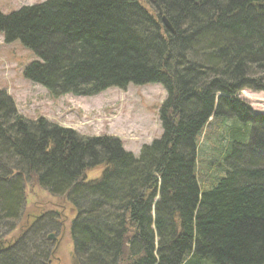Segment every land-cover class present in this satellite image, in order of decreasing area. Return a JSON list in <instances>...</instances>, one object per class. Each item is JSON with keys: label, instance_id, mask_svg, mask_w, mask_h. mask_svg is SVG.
I'll list each match as a JSON object with an SVG mask.
<instances>
[{"label": "trees", "instance_id": "16d2710c", "mask_svg": "<svg viewBox=\"0 0 264 264\" xmlns=\"http://www.w3.org/2000/svg\"><path fill=\"white\" fill-rule=\"evenodd\" d=\"M148 3L0 11L4 43L38 59L24 78L53 97L152 84L167 94L162 136L136 158L114 137L27 118L0 91V264L53 256L49 235L63 222L47 213L9 240L34 183L76 211V264H264V115L239 98L264 92V0ZM95 167L102 176L90 181Z\"/></svg>", "mask_w": 264, "mask_h": 264}, {"label": "rangeland", "instance_id": "374dc122", "mask_svg": "<svg viewBox=\"0 0 264 264\" xmlns=\"http://www.w3.org/2000/svg\"><path fill=\"white\" fill-rule=\"evenodd\" d=\"M46 1L48 0H0V11L10 15L22 7ZM139 2L153 10L148 0ZM37 60L20 42L7 45L0 35V91L13 99L17 110L25 117L44 118L72 129L81 136L114 137L136 158L144 145H150L161 138L163 129L159 112L167 97L161 85L129 86L125 90L111 88L93 97H53L44 87L24 78V70ZM239 98L251 107L255 115H264V92L244 90L240 92ZM202 136L207 137V132ZM205 143L203 141L201 144ZM103 170L102 167H95L87 172L86 178L90 181L100 179ZM26 194V212L9 240L19 237L26 227L37 221L36 217L47 213L53 221L63 222V228L59 232H51L57 247L50 264H76L70 233V224L76 217V211L65 199L50 195L35 183L27 187ZM8 229L3 228L2 234L8 232ZM50 250L53 249L48 246V251ZM47 261L48 259L46 264Z\"/></svg>", "mask_w": 264, "mask_h": 264}, {"label": "water", "instance_id": "95a60500", "mask_svg": "<svg viewBox=\"0 0 264 264\" xmlns=\"http://www.w3.org/2000/svg\"><path fill=\"white\" fill-rule=\"evenodd\" d=\"M163 23H164V26H165L167 29L172 30V27H171L170 23L168 22V20H167L165 17L163 18ZM49 238H50V239H53V235H51Z\"/></svg>", "mask_w": 264, "mask_h": 264}]
</instances>
